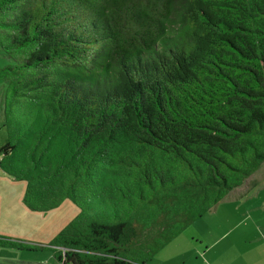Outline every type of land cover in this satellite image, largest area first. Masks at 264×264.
<instances>
[{"label":"trees","instance_id":"trees-1","mask_svg":"<svg viewBox=\"0 0 264 264\" xmlns=\"http://www.w3.org/2000/svg\"><path fill=\"white\" fill-rule=\"evenodd\" d=\"M0 46V170L80 209L0 245L149 264L264 164V0H0Z\"/></svg>","mask_w":264,"mask_h":264},{"label":"rangeland","instance_id":"rangeland-1","mask_svg":"<svg viewBox=\"0 0 264 264\" xmlns=\"http://www.w3.org/2000/svg\"><path fill=\"white\" fill-rule=\"evenodd\" d=\"M13 63L0 46V68ZM4 92V85L0 82V146L6 143L8 136L2 116ZM26 187V181L0 170V237L34 246H48L78 216L80 209L66 199L58 208L47 212L31 210L23 199ZM230 200L238 202L226 205L219 213L216 205L157 253L149 264H205L203 256L197 257L193 250L197 246L193 239L196 240L201 233L213 236L220 229L228 228L232 229L233 236L241 239L239 245L246 249L245 260L239 264H255L257 255L264 257V164L254 173L249 185L236 189ZM0 263L61 264L50 249H17L3 245H0Z\"/></svg>","mask_w":264,"mask_h":264},{"label":"crops","instance_id":"crops-1","mask_svg":"<svg viewBox=\"0 0 264 264\" xmlns=\"http://www.w3.org/2000/svg\"><path fill=\"white\" fill-rule=\"evenodd\" d=\"M252 176L254 177V174ZM252 176L249 177L242 186L236 189H244L245 185H249ZM236 189L232 190L227 195V198L218 203L216 207L217 213H219L226 205L238 202L230 200ZM223 219H227V217H223ZM232 232V229L228 228V230L220 229L217 233H213V236L201 233L202 235H199L196 240L193 239V241L197 244V246H194L193 248L197 257L203 256L205 264H239L241 261H244L246 249L244 250V247L239 245L241 239L237 235L233 236ZM248 253L251 254L252 252ZM255 259V264H259L264 261V257L261 255H257Z\"/></svg>","mask_w":264,"mask_h":264}]
</instances>
